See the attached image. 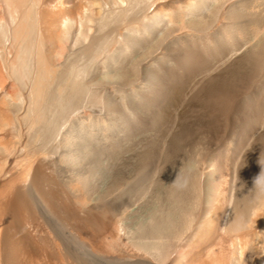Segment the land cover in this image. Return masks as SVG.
<instances>
[{
	"label": "rangeland",
	"instance_id": "obj_1",
	"mask_svg": "<svg viewBox=\"0 0 264 264\" xmlns=\"http://www.w3.org/2000/svg\"><path fill=\"white\" fill-rule=\"evenodd\" d=\"M84 1L73 2H78L77 12L70 13L68 8L62 7L58 9L62 11L56 29L49 38L45 37L36 21L38 3L36 2V6L30 1V5L33 3V6L31 5L32 34L21 44L18 42L19 45L12 44L11 27L15 24L12 23V18L8 16L10 20L6 23L3 22V18L0 20V70L2 71L0 73L3 75V77L0 75L2 78L0 80L2 84L6 81L5 85L0 83V92L3 89L2 94L0 93L3 96V98L0 96L2 98L0 99L2 102L0 103V160L4 157L8 159L16 157L20 160L29 158L40 162L45 183L57 196L58 215L66 224L64 227L71 228L72 231L75 228H84L89 233L93 232L95 236L98 230L95 229L96 227L115 230L114 237L110 239L109 245L104 250L109 251L107 248L111 247L112 252L109 251L111 254L124 255L127 258L134 252L144 249L150 256L154 255L155 260L159 259L158 256L163 258L166 255L163 258L165 261L162 259V263L159 259V262L167 264L173 258L172 255L177 254L180 249L178 247L187 243L191 228L195 227L198 221L199 212L201 215L205 209V197L211 190V184L208 182L210 174L218 176L220 171H226L230 185L226 198L228 213L226 216V209L222 220L224 222L221 224L226 229L244 228L248 219L256 215L257 206L264 203V0H211L203 9H196L188 2L180 4L181 9L179 7L171 9L172 7L166 4L169 8L165 6L162 11L166 17L161 19L158 26L152 22L148 30L139 28L142 18L159 3L165 4L166 0H153L154 3L152 0H132L133 2L121 0L122 3L119 2L120 0H95V3L92 0H86L85 3ZM91 5L96 7V10L93 7V11L87 9L91 8ZM2 6L0 0V10ZM184 7L186 10L183 9ZM111 8L114 13L111 12ZM187 8H190L188 13L185 12ZM3 10L6 11L5 7ZM3 10L0 14L2 13L1 15L6 18L8 13L5 16ZM124 13L125 17H123ZM168 14L170 17L167 16ZM173 18V23H170ZM88 19L93 21L88 22ZM98 20L102 21L99 23ZM166 20H169L168 24ZM178 22L181 24H177ZM125 26L126 29L127 26H137L139 31L134 30L133 27L130 32L125 31L123 28ZM26 40L31 44L25 43ZM130 40H133V46L128 47ZM36 43L38 47L40 46L39 49L36 48ZM20 49L27 51L25 61L28 66L24 77L17 74L16 68L11 65L15 60L14 52ZM30 50L34 53L33 56ZM43 51L45 54H41ZM109 52H112L113 56H111L114 58L107 57ZM36 54L39 56L35 57ZM36 58H41V66L47 59L46 67L51 62L52 65L49 66H56L57 70L56 67H53L54 69L51 67V72L50 67H47L49 73H52H48V78L53 77V74L55 78H51L52 83L49 84L46 74V78L44 77L46 84H43L39 96L35 97L30 88L36 80L34 72L40 69L38 68L40 66L35 65L39 63ZM75 66L82 69L81 81L72 89L76 94L73 95L70 90L69 98H71L68 104L62 108L61 113H56L59 114L56 115L57 120L61 116L63 118L58 124L63 123L59 126V131L57 127H51L52 130L44 129L41 122H37L35 126L32 120L34 114L36 117H38L37 112L50 115V109L46 105L51 104L50 107H53L52 96L55 95L59 84L63 85L64 82V85H71V81L67 78L70 69ZM39 75L40 72L36 76ZM67 90L64 92L66 93ZM40 100H42L41 104ZM37 105L39 106L36 107ZM37 108H39L37 111H32ZM5 117L12 118L7 119L9 121L6 123ZM36 117L35 122L38 121ZM80 124L84 134L89 132L93 135V137L89 135L86 145L87 156L81 163L85 164L87 161L89 164V156L93 153L97 154L98 162L97 166H93L94 162L92 165H85L84 171L87 170L85 175L88 174L89 178L84 183L75 175L73 166H67L60 159L62 152L60 142L65 132L69 128H77ZM18 134L21 136L18 137ZM100 135L102 138L98 137ZM95 138L101 142L98 141L99 143L96 144ZM24 155L25 157L22 158ZM212 160L215 164L213 169L208 165ZM211 170L214 173H210ZM78 184L81 186L79 187ZM174 191L180 192L179 196H176L177 193ZM80 192L82 194H79ZM153 193L157 196L155 194L153 196ZM170 193L172 197H176L175 201ZM199 196L202 198L204 196V199ZM75 199L80 202L76 203ZM159 205L162 206L160 209H158ZM95 208L98 209L97 212ZM106 213L109 215L106 216ZM226 217L232 219L227 220ZM185 219L187 222L190 219V225H187V222L185 225L190 226L191 230L183 226L182 220ZM193 220L195 223H192ZM87 224L89 226L86 227ZM76 225L78 227H74ZM183 227L189 230L186 229L187 233H185L184 229L186 235L181 230ZM136 228L154 229V240L157 239L159 243L161 240L158 241V238H162V244L159 243L162 246V248L159 246L161 254L159 250L154 252L149 247L140 249L141 246L138 244L140 238H135L132 234ZM127 229L130 231L126 232ZM164 230L169 234L173 232L170 236L178 234L175 235L177 240L174 237L173 239L167 237V234L164 236ZM115 232H118L117 236ZM33 234L37 237L33 236L34 240L42 244L43 232L32 230ZM183 234L184 237L181 236ZM55 259L57 258L54 257Z\"/></svg>",
	"mask_w": 264,
	"mask_h": 264
},
{
	"label": "bare ground",
	"instance_id": "obj_2",
	"mask_svg": "<svg viewBox=\"0 0 264 264\" xmlns=\"http://www.w3.org/2000/svg\"><path fill=\"white\" fill-rule=\"evenodd\" d=\"M30 1L33 2L36 6V2L38 3L37 9H36V21L37 24L40 25L39 29H41L45 35L46 38H49L53 35L57 23H58V18L59 15L61 13L62 10H58L60 7H62L63 9L68 8L67 10L72 13V12H77L78 5L76 3H73L75 0H1V3L3 4V8H1V10H3V14L5 11V16L7 15L6 13H8V15L6 16V18L8 19V16H10V18H12V23L14 22L15 24L13 25L12 28V34L10 35L12 38V44L14 45L15 43H17L16 45H19V43L21 44V42L25 39H27V37L32 34V18L31 16H33L32 14V7L33 3L30 5ZM90 1V0H89ZM94 3L96 2L95 0H92ZM91 1V2H92ZM106 1V0H105ZM108 1V0H107ZM127 1V0H126ZM132 1V0H131ZM155 1V0H154ZM162 1V0H161ZM211 1V0H166L165 4H163L164 2H161V4L159 3L157 6H155L154 8H152V10L150 9V13L145 14L146 16H144L142 18V21L140 23L139 28L142 30H148L150 28V26H152V22L154 23L155 26H158L161 19L165 16V13H163L162 11L164 10L166 4L170 5L173 8H180V4H182L183 2L186 3L188 2L190 5L195 6L194 8L196 9H203L207 3ZM86 2V0L84 1V3ZM101 2V1H98ZM116 2V1H115ZM121 2V0L119 1ZM133 2V1H132ZM153 2V0H152ZM157 2V1H156ZM122 3V2H121ZM124 3V2H123ZM128 3V2H127ZM139 3V2H138ZM154 3V2H153ZM187 3V4H188ZM92 4V3H91ZM99 3H96V5ZM106 4V3H105ZM151 4V3H150ZM210 4V3H209ZM83 5V4H82ZM85 5V4H84ZM93 5V4H92ZM91 8H87L91 11H93L92 6ZM103 5V4H102ZM108 5V4H107ZM114 5V4H113ZM126 5V4H124ZM132 5V3L130 4ZM136 5V4H135ZM106 6V5H105ZM150 6V5H149ZM85 7V6H84ZM83 7V8H84ZM108 7V6H107ZM105 7V8H107ZM169 8V6H166ZM94 8V7H93ZM96 8V7H95ZM94 8V9H95ZM99 8V7H98ZM110 8V7H109ZM132 8V7H131ZM61 9V8H60ZM85 9V8H84ZM111 8V12H112ZM119 9V8H118ZM181 9V8H180ZM183 9L186 10V7H184ZM194 9V10H196ZM0 10V12H1ZM96 10V9H95ZM104 10V9H103ZM109 10V9H108ZM116 10V9H115ZM131 10V9H130ZM167 8L165 9L166 12ZM179 10V9H178ZM188 10H190V8H187V12ZM80 11V10H79ZM82 11V9H81ZM88 11V10H87ZM99 11V10H98ZM97 11V12H98ZM170 11V9H169ZM180 11V10H179ZM177 12V11H176ZM196 12V11H195ZM194 12V13H195ZM34 13V12H33ZM64 13V11H63ZM94 13H96V11H94ZM114 13V12H112ZM130 12H128L129 14ZM175 13V12H174ZM186 13V14H187ZM2 14V13H1ZM1 19L3 18V22L6 23L7 21L10 20V18L7 20L6 18L3 17V15H1ZM103 14V13H102ZM105 14V13H104ZM180 14V13H179ZM183 14V11H182ZM181 14V15H182ZM185 14V13H184ZM183 14V15H184ZM197 14V13H196ZM62 15V14H61ZM77 15V14H76ZM85 15V13H84ZM100 15V14H99ZM112 15V14H111ZM109 14V16H111ZM200 15V14H199ZM64 16V14H63ZM71 16V15H70ZM88 16V15H87ZM113 16V15H112ZM111 16V17H112ZM169 16V14L167 15ZM197 16V15H196ZM117 17V16H116ZM123 17H125V13L123 15ZM170 17V16H169ZM169 17H167L169 19ZM198 17V16H197ZM62 18V17H61ZM102 19H104L103 17H101ZM106 18V17H105ZM183 18V16H182ZM32 19V20H31ZM68 19V18H67ZM78 19V18H77ZM6 20V21H5ZM82 20V19H81ZM91 20V19H90ZM100 20V19H99ZM98 20V21H99ZM108 20V19H107ZM110 20V19H109ZM113 20V19H112ZM171 20V18H170ZM185 20V19H184ZM8 22L9 24L11 23ZM35 21V22H36ZM86 21V20H85ZM88 22H92L89 21V19L87 20ZM102 21V20H101ZM99 21V23L101 22ZM167 21V20H166ZM169 21V20H168ZM167 21V24L169 23ZM173 20L170 23H173ZM178 21V20H177ZM80 22V21H79ZM165 22V21H164ZM7 23V24H8ZM78 23V22H77ZM166 23V22H165ZM176 23V22H175ZM62 24V23H61ZM60 24V25H61ZM64 24V23H63ZM80 24V23H79ZM78 24V25H79ZM166 24V25H167ZM177 24H181V23H177ZM1 25V24H0ZM35 25V23H34ZM37 25V26H38ZM87 25V24H85ZM9 26V25H7ZM6 26V27H7ZM102 26V25H101ZM122 26V25H121ZM138 26V25H137ZM136 26V27H137ZM5 27V28H6ZM77 27V26H76ZM128 28L126 29V26L123 27L124 30L130 32V30H132L131 28L133 27L134 30L138 29L137 31H139V28H136L134 26H127ZM161 27V25H160ZM3 28V27H2ZM37 28V27H36ZM78 28V27H77ZM88 28V27H86ZM101 28V27H100ZM120 28V29H123ZM9 29V28H8ZM7 29V30H8ZM61 29V28H60ZM59 29V30H60ZM11 30V29H10ZM9 30V32H10ZM79 30V28H78ZM6 31V30H5ZM40 31V30H38ZM62 31V30H61ZM120 31V30H119ZM123 31V30H122ZM36 32V31H35ZM60 32V31H59ZM142 32V31H141ZM145 33H147L146 31H144ZM150 32V31H149ZM4 33V32H3ZM58 34V32H56ZM61 33V32H60ZM68 33V32H67ZM7 34V33H6ZM64 34V33H63ZM138 34V33H136ZM37 35H39V32L37 33ZM36 35V36H37ZM40 36H41V32H40ZM43 36V35H42ZM41 36V37H42ZM31 37V35H30ZM69 37V36H68ZM148 37V36H147ZM8 38V37H7ZM38 38V37H37ZM10 39V38H9ZM31 38H29L28 40L30 41ZM42 39V38H41ZM45 39V38H44ZM40 40V39H39ZM27 41V40H26ZM29 41L25 42V43H29ZM133 40H130L128 42V47H131V45L133 46ZM19 42V43H18ZM39 41H37L38 43ZM49 42V41H48ZM118 42V41H116ZM114 42V43H116ZM125 42V41H124ZM127 42V41H126ZM9 43V42H8ZM11 43V41H10ZM32 43L33 39H32ZM36 43V44H37ZM41 43V42H40ZM24 44V45H27ZM31 43H29L30 45ZM32 44V45H33ZM39 44V43H38ZM38 44L36 46V48H40V46L38 47ZM138 44V43H137ZM136 44V45H137ZM24 45H22L24 48ZM28 45V46H29ZM31 45V46H32ZM13 46H11L12 48ZM34 47V46H33ZM32 47V48H33ZM58 47V46H57ZM8 48V45H7ZM10 48V49H11ZM17 48V47H16ZM20 48V47H19ZM26 48V47H25ZM29 48V47H28ZM114 48V47H113ZM31 49V48H30ZM37 49V50H38ZM46 49V48H45ZM111 49V48H110ZM109 49V50H110ZM10 51V50H8ZM12 51V50H11ZM41 51V50H38ZM45 51V50H44ZM41 52L42 53H44ZM56 50H54L55 53ZM111 51V50H110ZM26 49L25 50H16L15 56V60L14 63H12L11 65H14V68H16V71L18 72L17 74H19L21 77H24V75L27 73V66L28 64H26L25 61V53H26ZM29 52H31L32 56L34 53H32V51L30 50ZM35 52H37L35 50ZM53 52V51H52ZM124 52V50L122 51ZM48 53V52H47ZM50 53V52H49ZM53 53V54H54ZM7 54H9V52H7ZM30 54V55H31ZM38 54V52H37ZM36 54V55H37ZM40 54V53H39ZM45 54V53H44ZM10 55V54H9ZM29 55V56H30ZM35 57H38L39 55H37ZM109 55V56H108ZM107 55V57L109 58H114L112 57V52H109ZM112 55V56H111ZM44 57V55H42ZM40 55V57H42ZM49 56V55H48ZM12 57V56H11ZM34 57V58H35ZM55 57V56H54ZM8 58V56H7ZM53 58V56H52ZM56 58V57H55ZM29 59V58H28ZM32 59V58H31ZM39 60L38 65L35 64L36 66H40L38 68H40L39 70H36V67L34 69V73H36L34 75V77H36V80L34 81V79L32 81V95L39 96V94L41 93V89L44 87V85L46 84V80L44 81V77L47 74V79H49V81L51 80V78H55V74H53V77H49L48 78V73H49V69L47 67H50L49 65L51 64V62H47L49 63L46 67V62L45 59L44 60V66L40 65L42 63L41 58H36ZM7 60V59H6ZM43 60V59H42ZM52 60V59H51ZM54 60V59H53ZM106 60V59H105ZM104 60V61H105ZM33 61V60H32ZM103 61V60H102ZM110 61V60H109ZM28 63V62H27ZM103 63V62H102ZM54 64V63H53ZM52 65V64H51ZM74 65V64H73ZM4 66V65H3ZM13 67V66H12ZM52 67V66H51ZM50 67V71L52 72V67ZM56 67V66H55ZM54 67V68H55ZM70 67V66H69ZM85 67V66H84ZM1 68V67H0ZM9 68V67H8ZM53 68V69H54ZM96 68V67H95ZM5 69V68H4ZM57 70V67L55 68ZM14 70V69H13ZM69 70V69H68ZM81 70L80 68H78V66H75L74 68L70 69V73H69V77L67 75V79H69L71 81V85H58V83H56L55 85L57 86L56 88V92L55 95L53 94L52 99H53V107L51 108V104L50 105H46V107L48 109H50V115L48 116L43 114V112H37L36 114L38 115V117L33 116V122L36 123L37 122H41L43 124V126L45 127L44 129H51L57 127L58 131H59V126L62 125H58L59 122L63 119V118H59L57 120V116L59 114L56 113H61L62 108L68 104V100L71 98H69V93L72 91L74 85H79L80 81H81ZM29 71V70H28ZM0 72H2L0 70ZM38 72H40L39 76ZM55 72V70H54ZM16 73V72H15ZM56 73V72H55ZM31 74V73H30ZM52 74V73H49ZM1 75V73H0ZM3 77V75H1ZM0 76V78H1ZM27 77V75H26ZM46 78V77H45ZM2 79V78H1ZM31 79V78H30ZM66 79V81H68ZM26 80V79H25ZM61 80V79H60ZM63 80V79H62ZM47 81V82H49ZM52 81V80H51ZM49 82V84H51L52 82ZM65 81V82H66ZM2 82V80H0V83ZM45 82V83H43ZM6 81H4V83L2 85H5ZM12 83V82H11ZM31 83V80H30ZM44 84V85H43ZM48 84V83H47ZM67 84V82H66ZM12 85V84H11ZM43 85V86H42ZM1 86V85H0ZM42 86V87H41ZM52 86V85H50ZM5 87V86H4ZM3 87V88H4ZM30 87V86H29ZM48 87V85H47ZM28 88V86H27ZM2 89V88H1ZM8 89V88H7ZM68 89V90H67ZM10 90V89H9ZM65 90L66 93L64 92ZM71 90V91H70ZM6 91V90H5ZM46 91V89H45ZM3 92V89H2ZM2 92H0L2 94ZM11 92V91H9ZM31 91H29L30 94ZM75 91H72V94L75 95L76 93H74ZM89 92V91H88ZM46 93V92H45ZM65 93V94H64ZM6 94V93H5ZM9 94V93H8ZM28 94V93H27ZM31 95V94H30ZM29 95V96H30ZM42 95V94H41ZM71 95V94H70ZM72 95V97H73ZM2 96V95H0ZM81 96V95H80ZM12 97V96H11ZM85 97V96H84ZM3 98V96H2ZM0 98V99H2ZM31 98V97H30ZM12 99V98H11ZM40 99H42V96H40ZM84 99V98H83ZM82 99V100H83ZM15 100V99H14ZM32 100V99H30ZM42 100L39 101V103ZM2 104V102H0ZM42 103V102H41ZM40 103V104H41ZM4 104V103H3ZM31 104V103H30ZM33 104H34V99H33ZM38 104V102H37ZM39 104V105H40ZM5 105V104H4ZM39 105H37L36 107H38ZM32 106V104H31ZM31 106H29L31 108ZM68 107H66L67 109ZM2 111L4 110L1 107ZM27 109V108H26ZM39 108L32 110V111H37ZM41 109V106H40ZM43 109V108H42ZM6 110V108H5ZM29 110V109H28ZM1 111V113H2ZM42 111V110H41ZM116 111V110H115ZM6 112V111H5ZM25 112V111H24ZM33 112V113H34ZM119 112V111H118ZM4 113V112H3ZM32 113V114H33ZM40 113V114H39ZM10 114V113H9ZM25 114V113H23ZM32 114L30 117H32ZM6 115V114H5ZM8 115V113H7ZM6 115V116H7ZM116 115V114H115ZM1 116V115H0ZM11 116V114H10ZM23 116V115H22ZM9 117V116H8ZM38 118V121H34V118ZM116 117V116H115ZM6 118V123H8V121L10 120V118ZM2 119V118H1ZM9 119V120H7ZM25 120V119H24ZM23 120V121H24ZM31 120V121H32ZM5 121V120H4ZM3 121V122H4ZM13 121V120H12ZM11 121V122H12ZM83 121V120H82ZM72 122V121H71ZM69 122V123H71ZM118 122V121H117ZM5 123V122H4ZM30 123V122H29ZM86 123H88V121H86ZM116 123V122H114ZM31 125H34L32 122L30 123ZM39 124V123H38ZM4 125V124H3ZM7 125V124H5ZM11 125V123L9 124ZM13 125V124H12ZM66 126V125H65ZM71 126V125H70ZM116 126V124H115ZM3 127V126H2ZM7 127V126H6ZM28 127V125H27ZM32 127V126H31ZM40 127V126H39ZM52 127V128H51ZM72 127V126H71ZM89 127V125H88ZM86 127V128H88ZM43 128V127H41ZM56 128V131H57ZM30 129V128H29ZM28 129V130H29ZM39 129V128H38ZM3 130V129H2ZM1 130V131H2ZM20 131V130H19ZM31 131V130H30ZM37 131V130H36ZM57 131V132H58ZM89 131V130H88ZM40 132V130L38 131ZM86 132V131H85ZM19 133V132H18ZM17 134V133H16ZM37 134V133H35ZM41 133H39V137ZM43 135V133H42ZM63 135V134H61ZM89 132H86V134H84L83 131V127L80 124L79 126H77V128L75 129H68L67 132H65L63 139L60 142V147L62 152H60V159L63 163H65L67 166L71 165L73 166V168L75 169V175L78 176V178L81 180V182H86V179L89 178V176L85 175L86 171H84L85 165H92L94 162L93 166H97L98 162L96 161L97 158V154L93 153L91 154V156H89V164H87V161H85V164H82V160H84L83 158H86L87 156V142L89 141ZM1 136V135H0ZM18 137L19 134L17 135ZM36 136V135H35ZM35 136H33L35 138ZM38 136V134H37ZM36 136V138H37ZM13 137V136H10ZM17 137V138H18ZM27 137V136H26ZM30 137V136H29ZM28 137V138H29ZM93 137V135L91 136ZM101 137L102 136H98ZM3 137H1L2 139ZM6 138V137H5ZM8 138V136H7ZM6 138V139H7ZM14 138H16V136L14 135ZM12 138V139H14ZM22 138V137H21ZM33 138V139H34ZM118 138V137H116ZM115 138V139H116ZM10 139V138H9ZM31 139V138H30ZM29 139V140H30ZM110 139V137H109ZM108 139V140H109ZM4 140V139H3ZM17 140V139H15ZM19 140V139H18ZM17 140V141H18ZM1 141V140H0ZM9 141V140H8ZM7 141V142H8ZM20 141V140H19ZM33 141V140H32ZM101 140H98V138H95V142L96 144H98ZM104 141V140H102ZM25 142V141H24ZM27 142V141H26ZM31 142V140H30ZM37 142V140H36ZM35 142V143H36ZM98 142V143H97ZM115 142V141H113ZM5 143V142H4ZM34 143V142H32ZM17 144V143H16ZM16 144H15V148H16ZM31 144V143H30ZM10 145V144H9ZM12 145V143H11ZM23 145V143L21 144ZM29 145V144H28ZM38 145V144H37ZM39 146V145H38ZM28 146H26L27 148ZM30 147V146H29ZM36 148V146H34ZM42 147V146H41ZM6 148V146H5ZM12 148V147H11ZM14 148V147H13ZM19 148V147H18ZM89 148V146H88ZM23 149V148H22ZM25 149V148H24ZM6 150V149H5ZM101 150V149H100ZM18 151V150H17ZM15 152V151H14ZM12 153V152H11ZM39 153V151H38ZM13 154V153H12ZM37 154V153H36ZM45 154V151H44ZM22 156V155H21ZM25 155L22 157L24 158ZM81 163V164H80ZM211 168L215 166L214 164V160H212L209 164H208ZM88 168V167H86ZM89 169V168H88ZM213 169V168H212ZM90 170V169H89ZM209 170V169H208ZM74 171V170H73ZM206 172V170H205ZM210 173H214L213 170L210 171ZM207 175V174H206ZM209 175V173H208ZM77 180V179H76ZM170 180V179H169ZM65 181V180H63ZM78 181V180H77ZM204 181V180H203ZM206 181V180H205ZM70 182V180H69ZM75 182V181H72ZM79 182V181H78ZM89 182V181H88ZM171 182V181H170ZM209 184H211V190L209 191V193L206 194V202H204L205 204V209L203 211V213L200 215L199 212V218L198 221L196 222V226L190 229V226L187 227V225H190L191 221L190 218L189 221L187 222V219L182 220L184 221V227H187L191 230V234H187L189 235V239L187 240L186 244H183V246L178 247L180 249H178V252L175 256L172 255L173 258H171L169 260V262H167V264H264V203L259 205V207L257 206V211L254 212L256 213V215H254L253 218L248 219V223L246 226H244V228H224L223 225L221 224V222L223 223L224 221H222L225 216V210L226 208V198L228 195V188L230 187L229 182H228V178H227V173L226 171H220L218 173V176H212L210 174L209 176ZM207 182V183H208ZM184 183V182H183ZM66 184V182H65ZM71 184V183H70ZM73 184V183H72ZM75 184V183H74ZM93 184V183H92ZM204 184V183H203ZM91 185V184H90ZM206 185V182H205ZM79 186V184H78ZM81 186V185H80ZM79 186V187H80ZM168 186V184H167ZM68 187V186H66ZM65 187V189H66ZM73 187V185H72ZM71 187V188H72ZM78 187V188H79ZM173 187V185H172ZM206 186H204L205 188ZM70 188V189H71ZM76 190L77 187L75 186ZM169 188V187H168ZM174 188V187H173ZM181 188V187H179ZM178 188V189H179ZM74 189V188H73ZM72 189V190H73ZM81 189V188H80ZM177 189V191H178ZM67 190V189H66ZM69 190V189H68ZM71 190V191H72ZM79 190V189H78ZM175 190V189H172ZM206 190V189H205ZM166 191V189H165ZM170 191V189H169ZM69 192V191H68ZM171 192V191H170ZM176 192V191H174ZM233 192V191H232ZM70 193V192H69ZM86 193V191H85ZM165 193H169V192H165ZM173 193V192H171ZM171 198L174 199V201L176 200V197H172ZM177 193V192H176ZM180 193V192H179ZM175 194L176 196H179L178 194ZM206 193V192H205ZM79 194H82L81 192ZM155 193H153L154 196ZM65 195V194H64ZM76 195V194H75ZM78 195V194H77ZM165 195V194H164ZM167 195V194H166ZM165 195V196H166ZM80 196V195H79ZM85 196V195H84ZM152 196V197H153ZM155 196H157L155 194ZM169 196V195H168ZM174 196V195H173ZM182 196V195H181ZM181 196L179 198H181ZM83 197V196H82ZM86 197V196H85ZM200 197V196H199ZM198 197V198H199ZM229 197V196H228ZM76 198V197H75ZM79 198V197H78ZM77 198V199H78ZM81 198V197H80ZM79 198V199H80ZM169 199V197H167ZM202 198V196L200 197ZM74 199V198H73ZM76 203H79L80 201ZM161 199V197L159 198ZM167 199V200H168ZM171 199V200H173ZM204 199V196L203 198ZM83 200V199H82ZM86 200V199H85ZM165 200V197H164ZM182 200V199H180ZM198 200V199H197ZM200 200V199H199ZM198 200V201H199ZM173 201V203H174ZM197 201V202H198ZM204 200H202L203 203ZM229 200H227L228 203ZM87 202V201H86ZM90 202V200L88 201ZM159 202V200H158ZM161 202V201H160ZM172 202V201H171ZM170 202V203H171ZM181 202V201H180ZM72 203V202H70ZM162 203V202H161ZM87 204V203H86ZM94 204V203H93ZM159 204V203H158ZM165 204V203H164ZM164 204L163 207H164ZM70 205V204H69ZM72 205H76V204H72ZM80 205V204H79ZM84 205V204H83ZM88 205V204H87ZM105 205V204H104ZM170 205V204H169ZM228 205V204H227ZM68 206V205H67ZM82 206V205H80ZM93 205H91L92 207ZM168 206V205H167ZM188 205H186L187 207ZM199 206V205H198ZM95 207H97L95 205ZM110 207V206H109ZM116 207V205H115ZM159 205V208L160 209ZM169 207V206H168ZM178 207V206H177ZM189 207V206H188ZM228 207V206H227ZM70 208V207H69ZM84 207H81V209H83ZM104 208V207H103ZM102 208V209H103ZM172 208V207H171ZM179 208L181 209V207L179 206ZM77 209V208H76ZM96 209V208H95ZM106 209V208H105ZM157 209V210H158ZM175 209V208H174ZM184 209V208H183ZM191 209V208H189ZM198 209V207H197ZM201 209V207H200ZM66 210V209H65ZM80 210V209H78ZM98 209H96L95 212H97ZM123 210V209H122ZM121 210V212H122ZM173 210V208H172ZM176 210V209H175ZM68 211V210H67ZM74 213L76 212L75 210ZM110 211V209H109ZM112 211V210H111ZM190 211V210H189ZM192 211V210H191ZM78 212V211H77ZM83 212V211H82ZM94 212V211H93ZM160 212H162L160 210ZM177 212V210H176ZM180 212V211H179ZM182 212V211H181ZM180 212V213H181ZM195 212V211H194ZM197 212V211H196ZM103 213V212H101ZM186 213V212H185ZM228 213V209L226 210V216ZM78 214V213H77ZM108 213H106L107 216ZM198 214V212H197ZM197 214L195 216H197ZM254 214V213H253ZM105 215V214H104ZM109 215V214H108ZM192 215V214H191ZM190 215V216H191ZM233 215V213H232ZM86 216V215H85ZM91 216V215H90ZM97 216L99 217V215L97 214ZM184 216V215H183ZM194 216V215H192ZM71 217L74 218V216L71 215ZM83 218V217H82ZM101 218V217H100ZM104 218V217H103ZM117 218V217H116ZM195 218V217H194ZM193 218V219H194ZM76 219V217H75ZM80 219V218H77ZM90 219V218H89ZM102 219V218H101ZM106 219V218H105ZM184 219V218H183ZM227 219V217L225 218ZM232 218H228L227 220H231ZM65 220V219H64ZM67 220V219H66ZM72 220V218H71ZM91 220V219H90ZM100 220V219H99ZM250 220V221H249ZM68 221V220H67ZM75 221V220H72ZM77 221V220H76ZM107 221V220H106ZM235 221V220H234ZM71 222V221H70ZM84 222V221H82ZM103 222V221H100ZM187 222V223H186ZM194 222V220L192 221V223ZM228 222V221H227ZM69 223V222H68ZM74 223V222H73ZM71 223V224H73ZM77 223V222H76ZM79 223V222H78ZM77 223V224H78ZM95 223V221H94ZM92 223V224H94ZM185 223L187 225H185ZM189 223V224H188ZM195 223V222H194ZM80 224V223H79ZM83 224V223H82ZM96 224V223H95ZM106 224V223H105ZM108 224V223H107ZM114 224V223H113ZM112 224V226H113ZM116 224V223H115ZM180 224V223H179ZM183 224V223H182ZM228 224V223H227ZM64 222L61 221V218L58 215V203H57V196L55 195V193L53 192V190L50 189V187L45 183V179L43 177L42 174V170H41V165L40 162H38L35 159H22L20 160L19 158L16 157H9L8 158H3L2 160H0V264H51L52 261H55L54 264H162L163 261H161L163 258L162 256H158V258L160 259V261L162 263L159 262V259L155 260L156 258H153L152 255L150 256L149 254H147L146 250H144L142 247H149L151 248L152 251L157 252L159 250V248L162 246H160V242L162 244V238H158L161 241H159V243L157 242V239L154 240L155 236L154 234V229L153 228H136L134 229V231L132 232V234L135 236V238H140L139 243L136 242V244L138 243L141 248L143 249L141 251H136L134 252V254H130L131 257L129 255V257L126 258V256L124 257V255L120 256V255H115L114 253L111 254V250L108 247L107 249L109 251H111L109 253V251H104L105 247H107L109 245V241L110 239H112L114 237V231L115 230H110L111 228H95L97 230L96 236L93 235V232H90L92 234H90L88 232L87 229L84 228H75L74 231L70 229H67L64 227ZM68 225V224H67ZM91 225V224H90ZM97 225V224H96ZM117 225V224H116ZM125 225V223L123 224ZM181 225V224H180ZM193 226L195 224H192ZM81 226V225H80ZM89 226L88 224L86 225V227ZM99 226V225H98ZM106 226V225H105ZM111 226V227H112ZM115 226V225H114ZM238 226V225H237ZM74 227H78L77 225ZM95 227V226H94ZM182 227V226H180ZM181 228V230H183L184 233V229L185 228ZM228 227V226H227ZM241 227V226H240ZM92 228V226H91ZM114 228V227H113ZM112 228V229H113ZM117 228V227H116ZM186 228V229H187ZM68 231H67V230ZM115 229V228H114ZM132 231V228H130ZM185 229V230H186ZM32 230H35V232L37 230H40V232L42 231L44 236L41 240H43L41 242V240L37 241L42 244H38L34 238L36 237L34 234L32 235ZM117 231H119L118 229H116ZM180 230V229H179ZM188 230V229H187ZM187 230L185 231V233H187ZM130 230L127 229L126 232H129ZM156 231V230H155ZM189 231V230H188ZM181 232V231H179ZM39 233V232H38ZM116 236L118 235V232ZM165 233V230L164 232ZM173 233V232H172ZM171 233V234H172ZM184 233V234H185ZM95 234V233H94ZM168 235L167 237H169L171 234L169 233H165V235ZM181 235V236H185V235ZM103 235V236H102ZM130 235V234H129ZM132 235V236H133ZM156 235V234H155ZM178 235V234H175ZM170 236V238L173 237H177V236ZM102 236V238H101ZM131 236V237H132ZM133 236V237H134ZM154 236V237H153ZM180 236V237H181ZM166 237V238H167ZM182 237V238H183ZM37 238V237H36ZM117 238V237H116ZM142 238V240H141ZM177 240V238H175ZM174 239V240H175ZM170 240V239H167ZM173 240V241H174ZM175 240V241H176ZM117 241V240H116ZM115 241V242H116ZM183 241V240H182ZM185 241V240H184ZM114 242V241H112ZM111 242V243H112ZM120 242V241H119ZM135 242V241H134ZM165 242V241H164ZM110 243V244H111ZM117 243V242H116ZM172 243V241H171ZM170 243V244H171ZM184 243V242H183ZM123 244V243H121ZM134 243V245H136ZM174 244V242H173ZM119 245V243H118ZM169 245V244H168ZM177 245V243H176ZM181 245V244H180ZM113 246V244H112ZM121 246V245H120ZM127 246V245H125ZM160 246V247H159ZM165 246V245H164ZM179 246V244H178ZM104 247V248H103ZM132 247V246H131ZM130 247V248H131ZM174 247V246H173ZM117 248V247H116ZM121 248V247H120ZM128 248V247H127ZM126 248V250H128ZM148 248V249H149ZM169 248V247H168ZM172 248V247H171ZM132 249V248H131ZM136 249V248H135ZM147 249V250H148ZM133 250V249H132ZM150 250V251H151ZM163 250V249H162ZM173 251V249H172ZM170 251V252H172ZM127 252V251H126ZM160 254V250L158 251ZM174 252V251H173ZM128 253V252H127ZM157 253V254H159ZM129 254V253H128ZM154 254V253H153ZM164 255V254H163ZM170 255V254H169ZM54 257L57 258L54 260ZM156 257V254H155ZM169 258V257H168ZM164 260V259H163ZM165 261V260H164Z\"/></svg>",
	"mask_w": 264,
	"mask_h": 264
}]
</instances>
